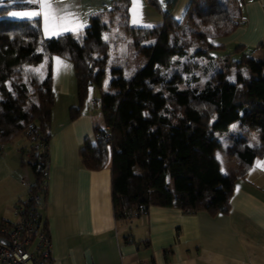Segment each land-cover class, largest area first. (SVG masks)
I'll list each match as a JSON object with an SVG mask.
<instances>
[{
	"label": "trees",
	"instance_id": "trees-1",
	"mask_svg": "<svg viewBox=\"0 0 264 264\" xmlns=\"http://www.w3.org/2000/svg\"><path fill=\"white\" fill-rule=\"evenodd\" d=\"M5 2L1 16L32 8L21 0ZM148 2L158 7L156 0ZM128 8L116 2L94 15L82 34L52 39L44 38L39 19H0V142L9 145L21 136L30 142L27 165L35 182L28 195L38 197L31 203L50 241L41 210L48 196L55 103L51 63L56 57L71 64L76 82L77 105L69 109L70 121L82 116L90 90L100 91L103 126L94 127V136L83 143L79 157L90 171L110 168L112 206L120 222L145 217L151 207L186 215H227L236 182L264 156V40L253 49L210 44L230 36L240 25L242 1L192 0L182 20L169 11L161 24L152 27L131 26ZM114 28L132 40L130 55L145 60V66L128 79L122 69H109L111 47L104 36ZM198 45L205 50L193 57L207 61L212 70L201 89L192 86L196 77L167 76ZM258 53L263 54L261 60L254 59ZM43 64L47 72L41 77L34 70ZM194 67L185 63L182 73L190 74ZM108 75L109 89L115 92L103 90ZM232 125L244 136L234 139L228 134L231 145L224 149V157L236 169L224 174L216 158L222 150L216 134L228 133ZM34 137L41 150L34 149Z\"/></svg>",
	"mask_w": 264,
	"mask_h": 264
},
{
	"label": "crops",
	"instance_id": "crops-1",
	"mask_svg": "<svg viewBox=\"0 0 264 264\" xmlns=\"http://www.w3.org/2000/svg\"><path fill=\"white\" fill-rule=\"evenodd\" d=\"M156 1L158 7L142 0L141 24L133 25L131 0H76L72 10L79 16L78 22L87 26L65 34H82L94 15L112 8L116 2L129 6L133 27L159 25L163 14L169 11L180 21L192 2ZM241 1L242 22L230 36L219 38L220 46L253 49L264 40V0ZM29 5L32 8L27 10L38 7ZM35 19L40 20L44 38L59 37L45 35L43 18L29 20ZM60 61L58 64L54 58L51 63L55 103L47 205L41 210L51 238L52 264H264V168L257 167V161H264V156L256 160L245 178L236 182L227 215H186L176 209L151 207L145 217L120 222L112 206L110 168L90 171L81 165L79 157L83 143L94 136V127L103 126L102 114L89 103L82 116L70 121L69 109L77 105L76 82L71 64L61 58ZM42 68L44 77L47 66L43 64ZM56 109L65 111L67 116L59 119ZM220 163L224 174L236 169L233 162L227 169ZM29 183H33L31 177Z\"/></svg>",
	"mask_w": 264,
	"mask_h": 264
},
{
	"label": "rangeland",
	"instance_id": "rangeland-1",
	"mask_svg": "<svg viewBox=\"0 0 264 264\" xmlns=\"http://www.w3.org/2000/svg\"><path fill=\"white\" fill-rule=\"evenodd\" d=\"M7 5V2L4 0H0V7ZM27 11V9H20L16 11H11L3 16L0 15L1 18H7L11 20H29L28 18H23L20 16L12 15V13ZM104 39L108 41L111 47V52L109 54V69H122L123 77L128 79L133 76L134 72L145 66V60L142 58H134L130 55L128 51V44L132 42L130 37L125 34L121 29L114 28L110 33L104 36ZM221 39H213L210 41L211 45L220 46L219 41ZM233 47V46H230ZM198 50H205L203 46H195L191 51L188 58L178 60L179 63L174 65L169 71H167V76H171L173 74L180 73L185 80L190 77H196V84L192 82V86L197 87L199 89L203 88L204 85L209 81L212 70L209 68V63L203 59H199L193 57L194 52ZM220 56L216 53L214 56ZM263 57L262 53H258L254 56V59L261 60ZM217 58V57H215ZM217 61V59H216ZM185 63H194L195 67L190 74L182 73V69ZM208 68V72H205V69ZM37 70V69H36ZM38 74L40 76L45 72L42 67L38 68ZM246 75L249 74L248 70L243 71ZM112 77L108 75V77L104 80L103 90L105 92H115L112 89H109L110 82ZM100 91L97 88H92L90 90L89 97L87 99V105L89 103L98 102V106L96 110H99V99H100ZM100 111V110H99ZM55 114L59 119H64L67 116L65 111H61L56 109ZM233 125L229 128L228 133L226 134H216L217 139L220 141L222 150H219L216 153V158L221 161L224 165H226V169L231 167V165L225 157H224V149L231 144L230 136H234V139H237L239 136H244L241 132ZM230 136H229V135ZM232 138V140H234ZM250 143H252L253 139L250 138ZM7 149L0 153V224L3 221H15L14 217V208L18 206L19 201H25L28 199V187L29 178H34L31 174L30 168L27 165L28 162V152L30 149V142L24 137H18L16 140L12 142ZM21 153V154H20ZM24 163V165H22ZM227 172V171H226ZM22 181H25V184H22Z\"/></svg>",
	"mask_w": 264,
	"mask_h": 264
},
{
	"label": "built area",
	"instance_id": "built-area-1",
	"mask_svg": "<svg viewBox=\"0 0 264 264\" xmlns=\"http://www.w3.org/2000/svg\"><path fill=\"white\" fill-rule=\"evenodd\" d=\"M31 142L35 150L42 149L38 137ZM6 148L7 144L0 142V153ZM37 199L28 195L27 200L14 208L16 220L0 224V264H52L51 241L41 229L36 206L31 203Z\"/></svg>",
	"mask_w": 264,
	"mask_h": 264
},
{
	"label": "snow or ice",
	"instance_id": "snow-or-ice-1",
	"mask_svg": "<svg viewBox=\"0 0 264 264\" xmlns=\"http://www.w3.org/2000/svg\"><path fill=\"white\" fill-rule=\"evenodd\" d=\"M26 2L37 5L38 7L27 11L12 13V15L28 19L42 17L45 35L62 36L65 33L78 32L87 26L78 22L79 16L72 10L76 6V0H26ZM141 3L142 0H131L132 8L129 11L132 13L131 22L133 25L141 24ZM144 26L152 27V25ZM55 60L58 64L61 63L59 57H56ZM34 71H38V69ZM233 127L236 126L233 125ZM257 167L264 168V161H257ZM237 190H239V186H237Z\"/></svg>",
	"mask_w": 264,
	"mask_h": 264
},
{
	"label": "water",
	"instance_id": "water-1",
	"mask_svg": "<svg viewBox=\"0 0 264 264\" xmlns=\"http://www.w3.org/2000/svg\"><path fill=\"white\" fill-rule=\"evenodd\" d=\"M38 154H36V156H37Z\"/></svg>",
	"mask_w": 264,
	"mask_h": 264
}]
</instances>
